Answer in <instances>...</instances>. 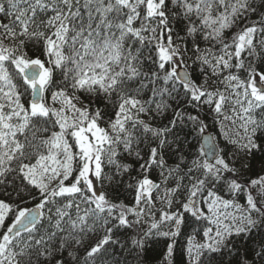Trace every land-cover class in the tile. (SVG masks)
<instances>
[{
    "label": "snow or ice",
    "instance_id": "1",
    "mask_svg": "<svg viewBox=\"0 0 264 264\" xmlns=\"http://www.w3.org/2000/svg\"><path fill=\"white\" fill-rule=\"evenodd\" d=\"M0 264H264V0H0Z\"/></svg>",
    "mask_w": 264,
    "mask_h": 264
}]
</instances>
